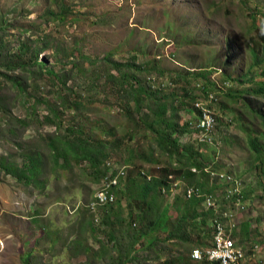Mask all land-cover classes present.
Instances as JSON below:
<instances>
[{"label":"rangeland","instance_id":"obj_1","mask_svg":"<svg viewBox=\"0 0 264 264\" xmlns=\"http://www.w3.org/2000/svg\"><path fill=\"white\" fill-rule=\"evenodd\" d=\"M62 1L69 6L65 22L47 13L51 8L59 10L56 0H0V24L7 26L5 44L0 47V71L6 69L1 63L6 61L5 53L18 51L20 41L29 40L30 46L35 45L32 48L39 51L40 60L67 73L68 91L91 98L84 117L100 127L114 129L115 132L101 134L108 143L106 161L112 160L116 165L131 162L136 167L126 169L122 184L114 188L120 201L110 211L112 219L103 224L102 210L89 207L103 177L86 162L73 169L52 168L44 135L55 132L56 126L42 122L49 112L46 101L39 99L31 108L34 96L54 99L56 87L52 80L33 75L39 88L35 80L29 81L28 92L33 96L29 100L19 95L1 74L0 93L7 96L8 107L7 112L0 110V156L10 154L13 159H20L21 151L39 148L46 162L47 185L42 191L24 185L0 168V264H110L109 256L98 258L81 248L91 244L98 249V240L106 241L111 234L119 245L129 242L126 225H113L118 215L130 223L129 216L137 210L130 192L126 193L128 177L138 176L137 168L159 175L166 167L180 163L176 154L171 157L160 149L153 129L146 127V121L157 118L150 111L154 104L137 111L134 100L120 83L108 78L104 59L111 53L118 61L136 60L142 66L137 72L149 91L146 100L155 96V90L166 96V116L174 117L180 127L190 119L182 104L183 93L192 92L198 99L204 88L211 90L207 101L214 109L203 98L195 104L205 109L208 118L219 117V127L211 121L206 122L208 131L204 134L186 129L176 135H180L182 147L203 143L208 162L213 159L209 151H215V161H219L215 167L230 171L236 178L238 189L247 195L244 208L233 210L240 235L237 238H243V223L250 222L253 231L246 239L260 240V251L249 262L264 264V152L256 155L250 144V139L257 137L264 147V95L258 96L254 91L264 84V60L255 65L256 54H264V40L260 37L264 34V0ZM44 37L49 45L42 49ZM74 62L83 64L82 71L74 68ZM92 70H101L99 80L93 77ZM111 71L119 77L118 70ZM7 72L18 77L26 75L20 67ZM236 92L239 98L234 96ZM185 98L188 103L189 98ZM173 105L176 111L172 110ZM37 111L40 120L27 119L36 122L26 128L20 125L18 117L35 118ZM142 113L147 118L139 121ZM73 114L65 111L64 122L71 123ZM160 128L163 132L171 130L165 125ZM212 182L219 180L213 178ZM176 192L180 194L181 188L173 187L168 195L165 193L164 203H172ZM171 214H176L174 208ZM87 220L94 223L95 232L87 227ZM132 223L133 228L138 227ZM114 252L118 254V250ZM167 253L164 250L159 255L142 247L136 259L142 264H161ZM186 254L191 256L190 252Z\"/></svg>","mask_w":264,"mask_h":264},{"label":"trees","instance_id":"obj_2","mask_svg":"<svg viewBox=\"0 0 264 264\" xmlns=\"http://www.w3.org/2000/svg\"><path fill=\"white\" fill-rule=\"evenodd\" d=\"M56 1L59 10L51 8L47 13L53 16L54 19H57L60 22H65L69 6L62 0ZM6 27L7 26H4V24H0V47H4L5 44V35L7 33ZM2 31L4 32L2 33ZM260 37L264 40V34H261ZM42 42L44 43L42 49L49 45L46 37L42 38ZM262 45V50H264V44ZM32 47H35V45ZM32 47L30 46L29 40L26 41L23 39L19 43L18 51L16 50V52L13 53L6 52L3 56L6 61H1L6 69L3 70V72L0 71V75H4L7 80L11 82L12 87L16 89L19 95H22V97H26L29 100L33 97L30 96L28 92L29 81L36 79H32L33 75L36 77L50 78L56 87V92H54L53 96L54 99H46L43 97L36 98V96H34L35 103L31 104V108L34 109L36 103H39V99L46 101V107L49 112L44 114L42 122L56 126L55 132L44 135V140L49 148L52 168L54 170L73 169L76 165H81L83 162H86L94 172L99 173L100 177H103L108 171V160L106 161V159L108 158L109 153L106 151L108 143L104 140V137H102L101 134L115 132L114 129L105 126L100 127L99 124L84 117V111L87 109L88 101H90L91 98L89 96L83 98L78 92L72 94L73 90L68 91L67 73L64 72V70H56L54 67L47 66L46 61L39 59V51ZM53 52L58 51L54 49ZM72 55H76V53L73 52ZM69 56L70 54H68L66 58ZM81 56L87 58V56L83 54ZM56 58H59L58 55H56ZM263 60V53H261L260 56L256 54L255 65L261 64ZM104 64L109 71L108 78L116 83H120V87L131 96V99L134 100V105L137 111L154 104L153 109L150 108V111L156 113L157 118L150 122L146 121V127L148 129H153L152 132L155 134L154 137L157 140V145L160 149L163 152H168L171 157L176 154L180 163L177 165H174L173 163L170 168H165V172H162L161 174L160 171V174L154 176L152 179H147L141 174L140 168H137L139 177L136 175L128 177L126 193L128 194V192H130L128 195L130 198H133L137 210L132 212L129 216L130 223H128V218H122L120 215L115 217L118 219L116 222L113 221V225L116 223L117 226L126 225V230L128 231V235H130L129 242L126 245H119L111 234L110 236H107L106 241L101 239L98 240V249H95L91 244H85L81 249L86 254L90 253L95 257L98 256V258L109 256L110 264H127L129 262L142 264L139 261L137 262L139 258L136 259V253H140V248L142 247L152 250L157 254L167 250V257L161 264H220L219 260H210L207 257H202L201 259L194 258L192 256V251L194 248L203 249L211 246L213 236L212 220L216 213L214 207L208 208L205 206V200L208 196L207 194H213L217 203L220 202L221 207L225 208L228 204L225 199L227 191L225 188L228 189L229 185L224 183V181L219 183L214 182L215 184L211 181L210 173L205 170L208 160L204 155V153L207 152V148L205 151L203 143L202 145L197 146L190 143L182 147L179 142L180 135H176L177 132H184L186 129L192 130L193 132L206 130L205 127H199L198 125L203 119L204 113L195 103H197L200 98L207 101L208 94L211 90H209L208 87L204 88V92L201 93V97L198 99V96L192 94V92H188V94L183 93V99H185V101L186 96L189 98L190 101L188 103H185L182 99V94L180 95L185 110L190 114V119L180 127L174 121L176 120L174 117L169 116L168 118L166 116L169 109V106L167 105L168 98H166V96L158 94L157 90H155V92H153L155 96L146 100L149 91L145 88L141 78L138 76L137 71L142 66L138 65L136 60H129L126 62L118 61L111 53L104 59ZM73 65L78 72L82 71L83 64L81 65L80 62H74ZM124 66L127 67L126 70L124 69ZM16 67L22 68L24 72H26V75L18 77L8 74L7 69L10 70ZM112 69L118 70L120 73L118 78H116L117 74L111 71ZM91 72L93 77L99 80L100 74L102 73L101 70H92ZM205 78H207V76H205ZM35 85L39 88L37 80H35ZM254 91L258 96L264 95V84H261L258 88L254 89ZM232 93V91L229 92V94L233 96ZM234 96L239 98L237 92L234 93ZM6 100L7 96L0 93V110L3 112H7L8 104ZM208 105V107L214 109L212 103H208ZM176 109V106L173 105L172 110L176 111ZM67 110L74 112L71 123L64 122L63 115ZM40 116L41 115L38 114L37 111L35 118H30L29 115H26L25 117H18L17 119L21 122L20 125L26 128L30 123L36 122L33 120L27 122V119L40 120ZM144 118H147V115L142 113V117H139V121ZM215 119V127H219L218 122L220 123V118L215 116ZM193 123L197 125L193 127L191 125ZM162 125L171 128V130L169 132H163L160 128ZM250 144L256 152V155L259 156L263 153L262 144L258 142L257 137H252L250 139ZM209 152L210 156H213L212 161H215L216 152ZM183 159L185 160V162H183L184 164L181 162ZM218 162V160L214 162V168ZM128 163L132 166L131 169L136 167L133 163ZM193 167H196L197 171H194ZM0 168L7 175L15 177L16 180L24 185H30L41 191L44 190L47 185L44 154L37 147H31L28 150L21 151L20 159H13V155L10 154L1 155ZM170 173H174L177 177H182L186 182V186L181 188L180 194L176 195L172 203H164L163 191L164 188H170L168 181V174ZM96 179H98V176H96ZM188 186L199 188L200 196L195 193L188 197ZM243 196L244 198L242 202L244 204L247 195L243 193ZM119 201L120 200L116 198L115 201L101 207L102 211H100L101 213L103 212L104 219L101 220V222L103 224L109 223L110 219H112L110 211L113 209V205ZM172 208L176 210L175 215L171 214ZM87 213L88 212H85L84 214L86 215ZM133 221L138 227L133 228ZM86 224L87 227L95 232L96 227L91 220H87ZM242 229L244 239L241 238V240L246 242V252L250 255L253 253L251 248L255 244H260V240L246 239V237H248L253 231L250 222H244ZM235 236L240 237L237 233H235ZM75 242L76 240H74V243ZM138 244H142V246L138 247ZM69 248L71 250H76L72 245H69ZM117 250L118 254L115 255L114 251ZM188 252H190L191 256L186 254ZM140 257L142 258V255ZM192 259L196 262H191ZM247 264H250L248 258Z\"/></svg>","mask_w":264,"mask_h":264},{"label":"built area","instance_id":"obj_3","mask_svg":"<svg viewBox=\"0 0 264 264\" xmlns=\"http://www.w3.org/2000/svg\"><path fill=\"white\" fill-rule=\"evenodd\" d=\"M202 109V108H201ZM203 110V109H202ZM205 110V109H204ZM203 110L204 117L198 124L199 127H205L207 130L206 122L210 123L213 121L215 125V117L208 115ZM203 130L201 134H204ZM108 171L102 178L101 186L96 190L89 207L92 210L100 209L106 204L115 201L116 193L114 188L122 183V178L126 176V169L132 167L130 164L116 165L112 160L107 161ZM194 170H196L194 168ZM205 170L211 174L212 178H217L220 182L227 183L229 188L227 189V194L229 199V206L226 210L221 211L220 216L214 217L212 222L213 236L211 240V246L207 248H195L192 251V256L197 259L202 257H207L210 260H219L220 264H247V258H256L257 252L260 250L259 244H255L251 249L252 254L248 255L246 252L247 244L245 241H241L240 238L235 236L238 228L236 227V222L233 219V210L235 208L243 209L242 205V190L239 188V183L236 178L228 171L212 170L211 167H206ZM142 174L146 175L149 179L152 175L147 174L144 169H141ZM174 175L170 174L169 178H173ZM181 183V180H176L172 184L176 188ZM166 191V189H164ZM199 189L195 187L187 188V196L192 194L199 195ZM233 194H237L236 199H234ZM205 204L207 207H218L216 199L212 194L208 195ZM239 234V233H237ZM250 263V262H249Z\"/></svg>","mask_w":264,"mask_h":264},{"label":"clouds","instance_id":"obj_4","mask_svg":"<svg viewBox=\"0 0 264 264\" xmlns=\"http://www.w3.org/2000/svg\"><path fill=\"white\" fill-rule=\"evenodd\" d=\"M262 44V43H261ZM263 47V46H262ZM264 51V50H263ZM262 147H263V145H262ZM263 152H264V147H263ZM216 157V156H215ZM214 162H216V161H214ZM214 162L213 161H211V162H208V164L206 165V167L208 166V167H211V169L212 170H219V169H217L216 167L214 168ZM205 167V168H206ZM194 168L196 169V167H193V170H194ZM194 171H197V169L196 170H194ZM207 172V171H206ZM228 172H230V171H228ZM209 173V172H208ZM141 174H142V172H141ZM147 174H149L148 172H147ZM170 174H173L174 175V179H170L169 178V175ZM170 174H168V181H169V184H170V188L168 189V188H164V189H166V191H163V193L165 194V193H167V195H168V191H170L174 186H173V182L174 181H176V180H181V183L176 187V189H180V188H182L183 186H186V182H185V180L182 178V177H180V176H176L174 173H170ZM144 175V174H143ZM147 179H149L146 175H144ZM154 177V175H152V177L150 178V179H152ZM210 179H211V181H212V177H211V174H210ZM220 182V181H219ZM122 184V183H121ZM188 187H195V186H188ZM187 187V188H188ZM196 188V187H195ZM199 189V188H198ZM225 190H227L226 188H225ZM199 192V195L198 196H200V190L198 191ZM210 194V193H209ZM209 194H207V195H209ZM226 194H227V191H226ZM225 194V199H226V201L228 202V204H227V206L225 207V208H223V207H221V203L220 202H218V204H219V206L218 207H214L215 208V213H216V215H215V217H217V216H220V213H222L221 211H224V210H226L227 208H228V206H229V199H230V197H228V195H226ZM242 194H243V191H242ZM176 195H177V192H176ZM176 195H175V197H176ZM212 196L214 197V195L212 194ZM233 196L234 197H237V194H233ZM189 197V196H188ZM243 198H244V196L242 197V201H243ZM214 199H216L215 197H214ZM234 199H236V198H234ZM242 205H243V202H242ZM205 206H206V204H205ZM209 208V207H208ZM101 209V208H100ZM214 219V218H213ZM212 222H213V220H212ZM260 245V244H259ZM195 249V248H194ZM260 251V250H259ZM258 251V252H259ZM258 252H257V254H258ZM257 254H256V256H257Z\"/></svg>","mask_w":264,"mask_h":264},{"label":"crops","instance_id":"obj_5","mask_svg":"<svg viewBox=\"0 0 264 264\" xmlns=\"http://www.w3.org/2000/svg\"><path fill=\"white\" fill-rule=\"evenodd\" d=\"M152 175L157 176V174H152Z\"/></svg>","mask_w":264,"mask_h":264}]
</instances>
